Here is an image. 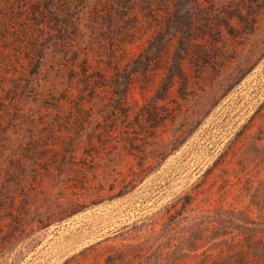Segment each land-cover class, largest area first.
Returning a JSON list of instances; mask_svg holds the SVG:
<instances>
[{
  "label": "trees",
  "instance_id": "16d2710c",
  "mask_svg": "<svg viewBox=\"0 0 264 264\" xmlns=\"http://www.w3.org/2000/svg\"><path fill=\"white\" fill-rule=\"evenodd\" d=\"M216 4L217 0L32 1L27 27L12 38L32 42L26 55L33 59L31 67L0 76V225L11 219L21 225L33 220L45 227L75 212L79 205H46L49 200L55 203L54 184H45L41 175L61 177L74 170L85 176L86 166L76 160L91 154L90 146L99 151L107 147L105 140L115 139L119 129L126 135L127 146L135 141L136 133L151 132L168 118L176 120L181 99L189 95H201L195 110L198 119L208 115L220 90L214 85L204 87V94L208 93L204 95L191 86L204 63L212 62V51L218 46ZM242 8L238 2L224 12H234L240 22L249 23ZM146 34L140 50L127 58L128 46ZM14 46L19 57L20 45ZM0 55L10 58L1 47ZM3 60L0 57L1 67ZM137 86L143 102L135 96ZM149 90L150 96L146 95ZM169 101L174 104L169 106ZM258 112L264 115V107ZM253 126L252 118L244 123L202 179L177 198L173 205L178 214L181 209L195 212L183 218L186 223L181 225L179 218L172 217L160 232L151 228L147 240L152 244L147 247L161 235L168 236L152 261L143 258L141 243L135 244L138 252L133 258L121 250L115 261L136 264L135 258L137 264H165L168 258L167 264H180L184 257H191L196 260L193 264H264V176L245 167L251 158L256 165H264V127L252 135ZM177 140L175 133L171 142ZM111 145L117 147L113 141ZM168 145L159 141L162 153L154 155L153 162L144 156L138 163L140 170H132V180L144 178L161 165L170 153ZM51 152L54 163L47 165L44 160ZM67 157L74 160H64ZM218 169L224 180L219 189L231 192L234 200L210 201L208 207L197 210L199 194L213 190ZM71 176L62 180L68 183L75 179ZM207 182L210 186L204 187ZM3 236L0 231V239ZM172 245L177 250L165 252Z\"/></svg>",
  "mask_w": 264,
  "mask_h": 264
},
{
  "label": "rangeland",
  "instance_id": "374dc122",
  "mask_svg": "<svg viewBox=\"0 0 264 264\" xmlns=\"http://www.w3.org/2000/svg\"><path fill=\"white\" fill-rule=\"evenodd\" d=\"M10 1L0 0V47L7 49L10 55V58L0 55L4 59L0 76L13 69L27 71L25 69L31 67L33 60L26 56L29 54L27 46L30 47L32 42H28V38H24V43L12 39L27 27L26 14L30 13L33 0H23L15 5ZM238 2L243 3V16L249 23L240 22L241 18L233 16L234 12H224L227 6L234 9ZM214 9L220 14L215 25L219 30L215 36L218 46L212 51V62L204 63L199 76L193 77L191 86L201 94L205 93L204 87L211 89L213 85L220 90L208 115L198 119L195 110L201 95H189L187 99H181L182 108L178 109L180 115L176 120L168 118L151 132L143 130L136 133L133 143L128 142L124 146L126 135H122L119 129L115 139L107 137L104 144L107 147H101L99 151V148L90 146L91 154L76 160L86 166L83 170L86 171L85 176H79L80 173L74 170L63 172L61 177H51L44 172L41 178L45 179V184H54L55 198L54 204L49 200L46 205L57 207L58 203H64L65 206L79 205V208L45 227H39L33 220L24 225L11 219L2 222L0 231L4 236L0 239V264H119V260L115 261L119 251L124 250L133 258V254L138 252L135 246L138 243L143 244V258L152 261L168 238L161 235L151 247H147L152 244L147 240L152 229H156L154 233L160 232L172 217L174 220L179 218L181 225L185 224L183 218L195 213L181 209V214H178L173 204L202 179L204 171L244 123L252 118V135L264 127V115L258 112L264 107V0H217ZM147 37L146 34L128 46L130 54L127 58L140 50ZM14 45H20L17 47L21 51L19 57L14 54L17 52ZM151 94L152 90H149L146 95ZM135 96L140 102L144 101L138 86ZM169 102V106L174 104ZM175 133H178L179 140L173 143L171 138ZM161 140L169 142L167 149L170 153L144 178L132 180L135 178L132 170H140L138 163L144 156L153 162L154 157L162 153L159 150ZM111 141L117 147H113ZM170 147L175 149L170 150ZM64 160L74 159L67 157ZM246 161V171L264 176V165H256L252 158ZM44 162L47 165L54 163L52 152ZM217 171L213 190L199 194L195 202L197 210L208 207L210 201L230 203L234 200L231 192L226 194L219 189L224 180L221 170ZM69 174L75 179L66 183L62 179ZM231 177L236 179L233 173ZM209 186V182L204 184V187ZM169 249L177 250L176 245H172L165 252ZM133 261L138 263V259ZM184 261L196 263L191 257H184L179 262L184 264Z\"/></svg>",
  "mask_w": 264,
  "mask_h": 264
}]
</instances>
